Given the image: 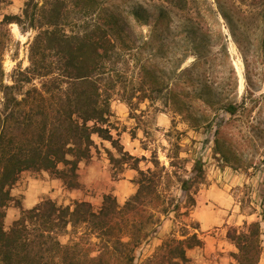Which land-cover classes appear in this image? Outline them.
Returning a JSON list of instances; mask_svg holds the SVG:
<instances>
[{"label": "trees", "instance_id": "1", "mask_svg": "<svg viewBox=\"0 0 264 264\" xmlns=\"http://www.w3.org/2000/svg\"><path fill=\"white\" fill-rule=\"evenodd\" d=\"M112 1L26 0L20 14H0V264H137L135 251L162 220L182 208L188 214L194 206L200 162H192L187 176L179 168L187 171L183 163L188 160L174 155L167 156L169 167L153 158V167L141 169L144 157L130 154L112 134L111 102L117 93L130 109L133 98L137 104L148 100L192 129L218 120L213 151L228 166L251 167L239 150L252 134L259 133L264 143V122L252 117L260 100L254 96L257 59L264 66V0H159L136 4L125 15L113 9ZM213 18L225 21L241 54L246 94L240 102L233 98V71L228 89L208 75L216 54L228 56L224 44L214 50L218 37L213 40L204 26ZM11 23L36 31L29 65L14 79H41V88L24 94L15 83L4 82L1 50L11 38ZM133 26L146 27L147 35H135ZM145 50L149 55L143 59ZM189 55L193 61L183 67ZM166 57L172 63L167 72L158 64ZM93 135L114 149L105 148L114 177L126 169L137 172L134 193L122 203L112 193L103 194L96 208L85 200L62 205L47 197L20 207L5 227V211L14 200L10 191L22 172L47 171L66 189L81 187L78 164L91 156ZM172 184L178 196L169 192ZM64 233L70 234L67 242L59 239ZM182 236L171 234L140 264L186 262L187 250L201 241L195 233ZM226 238L236 249L231 264H261L264 226L259 221L228 227Z\"/></svg>", "mask_w": 264, "mask_h": 264}, {"label": "rangeland", "instance_id": "2", "mask_svg": "<svg viewBox=\"0 0 264 264\" xmlns=\"http://www.w3.org/2000/svg\"><path fill=\"white\" fill-rule=\"evenodd\" d=\"M25 1L5 0L1 5L0 14H20ZM154 2H159V0H113L111 3H114V10H118L125 15L127 10L136 4L151 5ZM13 24L15 23L8 26L11 38L6 41L1 50L5 73L4 82L8 84L15 83L17 92L24 94L33 86L38 89L41 88V79H33L29 83L15 82V75L18 77L16 71L29 65V44L36 31L21 29L17 24L14 27ZM204 26L210 29L213 40L218 37L219 44L214 47V50L217 52L220 44H224L228 54L227 57L223 54H216L215 61L208 70L209 78L215 82H224L228 89L227 84L232 78L231 72L233 71V76L237 82L236 89L233 91V98L240 102L246 94L244 65L240 51L223 19H209ZM133 28L135 35H147L146 27L133 26ZM177 39L179 40L180 36ZM148 53L149 50L143 51L142 58L148 57ZM168 55L170 56L172 53H168L167 57ZM167 57L158 61L159 66L164 68L165 72L172 66ZM192 61L193 56L189 55L182 66H187ZM205 66L207 67V65ZM254 72L256 82L254 96L260 97V100L252 113V117L254 116L264 122V66L260 63V59H257L255 63ZM120 94L122 93L114 95L111 102V108L114 112L112 134L118 138L120 144L130 154L138 158L144 157L139 163L141 169L153 167L151 162L153 158H156L161 165L169 167L167 156L174 155L177 159L188 160L183 163L187 171H183L182 167L179 168V172L183 176H187L194 160L200 162L203 170L202 177H200L201 182L195 186L194 206L188 210V214H184L185 208H182L180 214L170 213L162 220L156 228V232L135 251L138 259L137 264L143 263L147 257L157 251L160 244L171 234L175 238L182 239L184 232L195 233L201 244L187 250V261L182 264H214L219 260V257L223 259L224 264L227 256L231 257L232 253L229 249L231 243L226 238L228 227H242L244 222L250 223L253 221H259L264 226L262 217V214H264V143L260 134H252L251 142L246 144L243 141L244 146L239 150L240 156L246 162L244 165L248 164L251 167L244 168L241 165V168H234L225 164L213 151V135L218 120L198 129H192L180 116L173 115L162 108L157 110L154 105H150L148 100L137 104L135 103L136 98H133V107L130 109L127 104L119 100L121 99ZM158 102L155 101V104H159ZM220 115L226 117L223 113H220ZM261 128L264 129V124ZM92 138L95 147L91 149V156L78 164L79 182L82 175L81 171L83 172L88 168L91 161L97 160L100 162L99 164L104 163L103 170L107 172L109 180L118 182L126 179L134 183L132 180L137 177V172L124 173V170L116 177L113 176L105 148L115 153L114 149L109 142L102 143L95 135ZM176 158L175 160H177ZM100 171H102V165ZM86 174H88L87 171ZM93 177H88L91 185L105 179V177L101 178L97 175H93ZM51 179L54 178L47 171H24L21 173L20 179L10 191L14 200L5 211V227L8 228L12 221L18 217L20 207L28 209L34 206L36 201L39 202L41 199L47 198L45 191L49 188H51L54 196L52 199L58 204H71L76 200H85L86 196H91V203L95 208L101 204L103 194L100 200V195L97 197L94 193L86 194L93 191V189L91 187L86 189L82 182H80V188L66 189L63 183L52 187ZM85 189L86 191H84ZM135 190L136 185L134 186ZM73 191L76 193H73ZM169 192L174 196H178L177 185L172 184ZM126 198L117 197L120 203L124 202ZM69 238V233H64L59 237L62 242H67ZM207 243L217 244L219 249L206 255L202 250V245ZM233 250L236 251L234 246ZM215 255H218L216 259L213 258ZM261 264H264V256L261 259Z\"/></svg>", "mask_w": 264, "mask_h": 264}, {"label": "crops", "instance_id": "3", "mask_svg": "<svg viewBox=\"0 0 264 264\" xmlns=\"http://www.w3.org/2000/svg\"><path fill=\"white\" fill-rule=\"evenodd\" d=\"M100 141L102 143L107 142V141H104L101 139H100ZM104 146L107 147L106 144H104ZM99 163L100 162H98L97 160H95L93 162L91 161L90 166L88 168H86L83 172L81 171L82 175L80 178V182H82L85 185L86 189H88L89 187H91L93 189V191H89L86 194L94 193L95 196H97V197H98V195H100V197H99V200H100L102 194L113 193L115 196L122 197V199H125L127 196H129L134 191L135 185H133L134 183H132L130 180L122 179V180H119L118 182H114V181L109 180L107 178L108 177L107 172L103 170L104 169V163H101V164H99ZM101 165H102V171H100ZM86 171L88 172V174H86ZM127 172H136V171L132 170V169H128V170H125L124 173H127ZM93 175L94 176L97 175L101 178L105 177V179H104V181H100V182L95 183L94 185H91V183L89 182L90 178H88V177H90V176L93 177ZM51 184L53 187V186H56L57 184L62 185V182L59 179L54 178V179H51ZM86 189L84 191H86ZM73 193H76V192L73 191ZM45 194H47V196L49 198H54L51 188H49V190H46ZM84 199L87 201H90V202L92 201L91 196H86ZM36 203H37V201H36ZM202 246H203L202 250H203L204 254H206V255H207V253H210L211 251L215 252L217 249H219V247H217V244L207 243V244H203ZM229 249H230V251L234 252L232 244H229ZM217 257H218V255L213 256L214 259H216ZM222 261H223V259L219 257V260L216 261L214 264H223ZM232 262H233L232 257L227 256L224 264H229Z\"/></svg>", "mask_w": 264, "mask_h": 264}, {"label": "bare ground", "instance_id": "4", "mask_svg": "<svg viewBox=\"0 0 264 264\" xmlns=\"http://www.w3.org/2000/svg\"><path fill=\"white\" fill-rule=\"evenodd\" d=\"M14 27H16V24H13Z\"/></svg>", "mask_w": 264, "mask_h": 264}]
</instances>
